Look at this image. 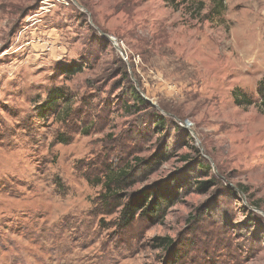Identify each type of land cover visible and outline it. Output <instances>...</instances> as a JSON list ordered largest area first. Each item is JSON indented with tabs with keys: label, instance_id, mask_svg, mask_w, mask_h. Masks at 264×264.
<instances>
[{
	"label": "rangeland",
	"instance_id": "374dc122",
	"mask_svg": "<svg viewBox=\"0 0 264 264\" xmlns=\"http://www.w3.org/2000/svg\"><path fill=\"white\" fill-rule=\"evenodd\" d=\"M262 80L264 0H0V264H264Z\"/></svg>",
	"mask_w": 264,
	"mask_h": 264
},
{
	"label": "trees",
	"instance_id": "16d2710c",
	"mask_svg": "<svg viewBox=\"0 0 264 264\" xmlns=\"http://www.w3.org/2000/svg\"><path fill=\"white\" fill-rule=\"evenodd\" d=\"M215 0H212V3ZM223 1V0H221ZM213 14H215L214 12V8H213ZM61 71H63V73H68L70 72L71 74L76 73L79 70H73L72 67H61L60 68ZM78 69V68H77ZM258 94L260 96V104L262 107H264V81L262 80L260 82V86L258 88ZM232 99L234 101V103H236V105H249L250 102V98L248 97V95L245 92H242L241 90H235L232 92ZM128 96L132 99L133 102L137 103V104H144L146 103L139 95L138 93L132 89L129 91ZM59 101H66V93L63 89H53L51 91H49L47 97H46V102L43 104L44 108H47L49 110L52 109V107ZM163 124V122L158 123L155 126H161ZM58 141L62 144L67 143V140L65 138H63V136H60V138H58ZM106 188L109 187L110 184L113 183V179H111L108 176V181H106ZM208 184V182H203L200 183L199 187L202 189H204V187H206ZM106 192H108L109 194L112 192L111 190L107 189ZM119 196L116 194H110L104 197L105 202L109 201L110 199H116ZM144 197H140L138 199H135L133 201H130L125 208L123 209V213H122V217L120 218V222L122 227H127L129 226L133 220H134V215L136 213V211H140L143 213V215L146 217V219L148 220H155L160 216V213H162V201H160L157 196H154V200L152 202H149V204L147 206L144 205H139V202L142 201ZM115 201V200H114ZM148 201H145V203ZM107 205V204H106ZM145 206V207H144ZM254 207L259 208L258 205L254 204ZM160 246L164 247V248H169L170 246H172V241L168 238H164L160 240ZM174 259V256L173 258Z\"/></svg>",
	"mask_w": 264,
	"mask_h": 264
}]
</instances>
